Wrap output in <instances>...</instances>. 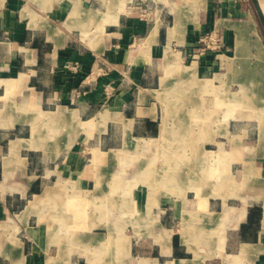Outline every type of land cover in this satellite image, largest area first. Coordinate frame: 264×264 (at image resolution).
I'll return each mask as SVG.
<instances>
[{"label":"crops","instance_id":"crops-1","mask_svg":"<svg viewBox=\"0 0 264 264\" xmlns=\"http://www.w3.org/2000/svg\"><path fill=\"white\" fill-rule=\"evenodd\" d=\"M131 1L0 0V264H91L79 251L87 247L72 248L70 236L86 225L84 206L117 188L124 170L133 204L126 247L135 264H194L187 241L195 222L223 225L236 252L224 264H264V132L234 150L254 156L242 159L228 195L189 198L162 186L184 183L179 170L204 167L191 162L185 140H202L195 155L214 171L218 139L246 138L230 130L240 118L215 114L210 92L237 74L263 94L252 41L264 52V0H146L157 12L147 18L128 9ZM211 30L226 54H197ZM233 58L242 67L230 65ZM73 61L77 72L65 68ZM210 143L218 147L206 149ZM124 156L133 161L124 164Z\"/></svg>","mask_w":264,"mask_h":264},{"label":"rangeland","instance_id":"rangeland-1","mask_svg":"<svg viewBox=\"0 0 264 264\" xmlns=\"http://www.w3.org/2000/svg\"><path fill=\"white\" fill-rule=\"evenodd\" d=\"M226 52L228 51H222V53L225 54ZM232 56L233 53L231 57ZM227 61L230 62V65H235L236 68H238L242 62H240V60L238 61L237 58ZM254 64L255 62L253 59L249 58L246 60L247 73L251 71L250 67H253ZM262 67L264 69L263 64ZM229 76L230 82L225 81V85L222 81L216 82L214 91L210 92L212 94L210 97H212L215 104L214 112L217 114L220 109L225 111L230 118H240V121L232 120L230 122V130L232 133H240L239 131H241L243 135H246V138L241 136L240 140L235 137H231L229 139L228 137L218 139L224 142L220 145L221 148L219 149L222 151V154L219 153L215 156L214 165L216 169L214 171H208L206 169L207 162L209 160L208 158L203 155L199 158L197 157L198 155H195L198 145L200 146L199 148H203L202 145L204 143L202 142L201 144L202 140L196 138L185 140V142H188L187 144L191 153H194L191 156V162H200L199 164L204 167L199 170H179L180 174L183 176L181 178L184 180V183H179L175 179L165 180V182L163 180L162 186L164 189H167V191L172 190V192L176 191L177 194H181L185 190L184 194H188L189 198L197 196L199 199L208 195H228L229 182H234V180L238 181L240 179L239 176L242 172V162L244 161L242 159L245 158L247 161L254 156L253 154L248 153L244 157L239 155V153H235L234 150L239 146L243 147L246 144L254 145L255 140L254 138H251V136L262 134L264 132V91L262 95L260 93H256L254 91L255 86H248V84H245L242 79H239L238 81L237 74ZM262 78L264 79V71ZM245 87L248 88L247 92L243 89ZM219 104H222L223 106H220ZM217 147L218 146L216 144L210 143V145H207L205 148L209 150ZM224 151L227 153H224ZM124 157V164L126 162L131 163L133 161L129 160L126 156ZM117 172L122 174L119 175L120 178H118L121 181L119 182L118 187L108 188V190H105L97 201L87 203L82 209V214H84L83 216L85 218L81 221L82 223L85 222L86 225H81V227L77 225L74 229L72 228L74 234H71L70 239L72 243H75L72 244V248L73 246L78 247L76 243L84 244L87 247V250L81 249L79 251L82 252V256L85 257L91 264H135L134 261H136L129 255L126 247L127 234L130 232V229H127V224L130 221L127 219L126 215L133 211V204L130 202V198L132 196L130 181H132V179H129V177L131 176V172H127L125 170ZM154 172L157 175L163 171ZM168 174H172L174 177L175 172L169 171ZM153 176L154 175H152L151 178L155 180L156 178ZM186 180L191 181H188L189 183H187L185 182ZM223 181L228 183L227 186L223 184ZM194 182L198 185L195 186ZM151 184H153V189L157 192L158 184L160 183L155 181V183L151 182ZM191 184H193V186ZM231 189L239 191L238 184L232 185ZM246 192L249 194L251 191L248 190ZM232 194L234 193H231V195ZM199 204L201 205V203ZM70 205L71 209L74 211L75 204L71 203ZM99 215H101V218H99ZM97 217L99 219H97ZM74 220L75 219H73V222L78 221ZM193 222H195V220ZM181 226L184 228L186 226L188 227L185 219L182 220L180 227ZM194 226L196 229H194V232L191 235H188V238L190 237V239L187 241L189 246L194 249L192 250V254L194 256L192 262L194 264H224V258L231 257L234 253H236L234 250L226 247L227 235L226 233L224 234L223 225L210 228L201 225L200 222L199 224H196L195 222ZM81 228L87 229V231L90 232V235H78L77 233L81 230ZM93 236H97V238L94 239ZM99 241H104V243L99 244ZM195 255H197L198 258H195ZM243 261L245 262V260ZM244 262L238 260L233 264H242Z\"/></svg>","mask_w":264,"mask_h":264},{"label":"built area","instance_id":"built-area-1","mask_svg":"<svg viewBox=\"0 0 264 264\" xmlns=\"http://www.w3.org/2000/svg\"><path fill=\"white\" fill-rule=\"evenodd\" d=\"M128 9L137 12L139 17L147 18L150 15L157 14L156 9L153 8L146 0H133L128 4ZM226 50V45L217 30H211L201 35L199 38L198 53L206 51H213L221 54ZM69 71L77 72L78 62H68L65 65Z\"/></svg>","mask_w":264,"mask_h":264},{"label":"bare ground","instance_id":"bare-ground-1","mask_svg":"<svg viewBox=\"0 0 264 264\" xmlns=\"http://www.w3.org/2000/svg\"><path fill=\"white\" fill-rule=\"evenodd\" d=\"M246 27H248V25L246 26ZM241 36V35H240ZM252 42H254V47H255V49H256V54H257V59H258V62L262 65H264V52H262V49H261V46L258 44V43H256V41L254 40V41H252Z\"/></svg>","mask_w":264,"mask_h":264}]
</instances>
